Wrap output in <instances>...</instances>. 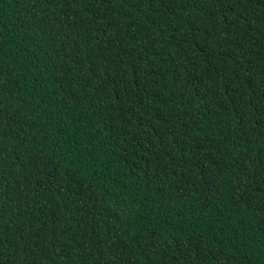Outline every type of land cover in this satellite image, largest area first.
<instances>
[{
	"label": "trees",
	"instance_id": "obj_1",
	"mask_svg": "<svg viewBox=\"0 0 264 264\" xmlns=\"http://www.w3.org/2000/svg\"><path fill=\"white\" fill-rule=\"evenodd\" d=\"M0 264H264V0H0Z\"/></svg>",
	"mask_w": 264,
	"mask_h": 264
}]
</instances>
